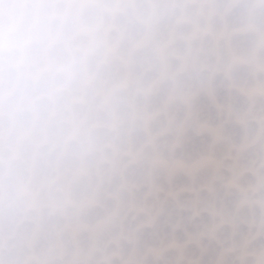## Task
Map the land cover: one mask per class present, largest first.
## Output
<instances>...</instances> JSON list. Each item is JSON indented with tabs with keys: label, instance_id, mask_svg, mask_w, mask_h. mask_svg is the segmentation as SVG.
Instances as JSON below:
<instances>
[{
	"label": "clouds",
	"instance_id": "1",
	"mask_svg": "<svg viewBox=\"0 0 264 264\" xmlns=\"http://www.w3.org/2000/svg\"><path fill=\"white\" fill-rule=\"evenodd\" d=\"M0 264H264V0H0Z\"/></svg>",
	"mask_w": 264,
	"mask_h": 264
}]
</instances>
